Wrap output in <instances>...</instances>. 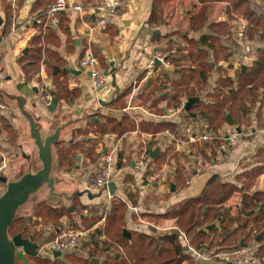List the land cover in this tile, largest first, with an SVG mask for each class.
I'll list each match as a JSON object with an SVG mask.
<instances>
[{"label": "crops", "instance_id": "crops-1", "mask_svg": "<svg viewBox=\"0 0 264 264\" xmlns=\"http://www.w3.org/2000/svg\"><path fill=\"white\" fill-rule=\"evenodd\" d=\"M54 1L56 0H0V16L3 21L0 27V99L9 107L8 110L0 111V173L6 175L9 181H14L43 167L38 147L31 135V124L21 109L22 103L15 97L24 101L23 108L38 124L43 139L62 127L59 142L52 148L54 166L51 176L55 180V196L53 197L50 188L44 185L20 207L17 214L28 226L33 225L35 221L42 222L37 223L40 227L46 223V236L35 243L40 245L53 231L59 229L56 224H51L52 220L47 218L45 222L46 218L44 219L46 213L54 211L51 219L56 220L57 214H62L57 218L60 225H72L71 220L74 217L81 227L88 226L86 229L84 227L83 231L87 233L79 246L57 259L66 260L68 257L77 256L76 261L79 264L89 258L93 264H105L106 260H109V263L118 261L115 258L116 253L120 255L124 247L115 241L109 249L104 245V230L113 199H120L128 207L125 230L146 235L156 233L163 237L174 233L179 227L176 219L158 216L166 214L185 200L199 197L214 176L240 188L224 205L229 215L234 218L247 217L248 211L243 210V195L264 193V172L258 176L253 174L254 168L264 170V93L261 92L257 101L247 102L249 112L244 114L242 128L249 129L252 135L242 137L241 142L227 152H219L216 143L210 142L192 144L188 148L189 152L184 154L167 137L166 133L175 137L182 135L190 120L200 122L201 117L195 111L191 110L194 117L187 113L163 119L181 103H187L190 99L188 92L197 93L194 98L205 105L213 103L208 94L217 88L219 75L223 70H227L231 78L235 76L238 69L234 66L235 58L242 54L239 53L240 48H235L233 44L236 41L237 45H241L244 41H233L225 36L220 38V44L230 50V63L225 59L220 46H217L214 53L213 49L200 41L202 36H217L210 26L227 21V4H214L206 16L207 23L204 27L201 30H192L191 18L201 7V3L196 0H182L189 1L191 5V9L181 11L186 16L183 17L185 29L177 26L175 16L167 14L165 6L162 23L159 24L158 18L157 21L153 19L154 21L150 22L155 0H123L117 17L105 27L98 24L97 7L102 0H69L70 3L79 2L85 9L84 14L80 15L71 9L64 11L59 14L58 24L55 26L47 18L49 6ZM216 5H221L224 13L218 14L215 11L216 7L218 8ZM155 31L160 34L153 39ZM185 36L196 41L198 51L208 52L207 62L214 68L202 90L192 82L186 91L179 90L177 97L173 98V83L181 79V74L176 71L178 67L196 68V51L193 52L192 58L186 57V62H174L172 70L157 69L150 73L147 64L156 50H166L170 47L179 49L178 51L188 56V45L183 38ZM215 43L217 44V41ZM247 46L254 52L251 57L255 60L258 56L257 50L262 48V45L249 43ZM88 48L95 52L99 61L101 60L99 66L104 73L106 70L111 73L116 69L114 75L118 91L112 85L113 80L109 96L93 87L90 76L79 65ZM37 49L41 50L42 59L34 63L35 60L29 57L37 54ZM46 59L58 64L54 67L53 75L49 73ZM114 59L118 61L115 68L111 65ZM11 61H16L18 74L12 73L13 67L10 71L7 69ZM24 65H29L31 72L37 67L39 70L34 74L30 72L29 81L26 80ZM243 66L246 69L250 64ZM70 68L80 71L81 74L74 75ZM62 69L69 73L59 77L65 89L58 95L55 76ZM44 83L48 85V92L55 94L58 99V105L53 112L49 107L45 108L41 100V88ZM20 84L25 87V91L28 88L32 92L25 94L20 91ZM128 89L129 93L123 98L122 104H107L115 98L117 92ZM104 97L106 98L102 99ZM102 102H105V105H102ZM110 119H114L120 126H125V132L121 135L114 132L112 128L115 124L110 123ZM142 123L150 125L145 126L143 130ZM236 123L239 125V120ZM132 124L134 128H131ZM237 125L226 123L218 131L239 127ZM158 126L162 130L154 131ZM108 134L116 135L117 139L127 135L121 147L122 168L118 170L113 181L117 187L123 186L118 188L117 197L111 198L109 193L103 191L100 197L90 199L86 193L89 191L88 182L102 160L107 146L105 137ZM156 150L158 152L154 154ZM142 152L150 154L151 165H155L156 170L159 167H170L165 178L150 183L147 181L148 175L136 171L133 160ZM64 194L68 198L63 196ZM260 209L258 205L256 212ZM259 224L263 225L264 220L259 223L253 221L248 230L251 229L253 235L260 233L255 241L259 238L257 242L261 245L264 230H258ZM222 227L217 223L214 227L201 228L203 237L199 239L198 244L185 246V253L192 258L193 264H222L216 260L197 258L194 254V251H198L202 255H209L214 249L220 248L222 245L219 244V235ZM38 250L40 257H48L41 248Z\"/></svg>", "mask_w": 264, "mask_h": 264}, {"label": "trees", "instance_id": "trees-1", "mask_svg": "<svg viewBox=\"0 0 264 264\" xmlns=\"http://www.w3.org/2000/svg\"><path fill=\"white\" fill-rule=\"evenodd\" d=\"M165 3H167V0L154 1L150 22H152L153 19L157 21L158 18L159 24L162 23L163 4ZM199 3H201V9L191 18L190 27L192 30H201L204 27L207 23L206 16L209 15L214 4H227V21L215 23L210 26L212 32L216 33L217 36H202L200 39L204 45L213 49L214 53L217 46H220L224 51L227 62L230 63L231 61L229 58L230 50L220 44V38L224 36L225 38L233 37L230 22L236 19L237 15L246 20L248 24L245 31L244 43L262 45V48L257 50L258 56L253 63L246 69L242 67L236 69L233 78L228 75L227 70H223L222 74L219 75L217 88L208 94V97H210L213 103L205 105L201 101H198L191 109L201 117V121L207 122L216 132L226 123L233 126L237 125V120L240 122L237 126L242 128L243 125L241 121L245 119L244 114H248L249 112L247 102L257 101L261 92L264 93V9L262 6L252 3L249 0H199ZM51 28H53V26ZM183 38L188 45V56L178 51L179 49H175L176 54L173 55L171 61L173 63H183L186 57L192 58L194 55L193 52L196 51L197 58L194 63L197 64V67L194 69L190 66L178 67L176 72L181 74V79H177L173 83V98L177 97L179 90L186 91L188 85L192 82L202 90L206 86L210 77V72L214 68L211 63L207 62L208 52L206 50L198 51L196 41L188 39V36ZM216 41L217 44L215 43ZM233 45L235 48L238 47L237 43ZM171 49L174 48L170 47V49L166 50ZM36 52L37 54H33L30 57L28 56L30 59L35 60L34 63L40 62L42 59L41 50L37 49ZM45 61L49 64L50 69L48 70L50 75H53L55 71L54 67L58 64L52 63L48 59ZM31 62L33 63V61ZM29 65H24L23 67L26 80L28 81L30 80L29 76H31L30 72L32 70L28 68ZM229 68H232V66H229ZM34 70L35 72L39 71L38 67L37 69L34 68ZM67 73H69V71L62 69L57 76H55L58 95L65 89V87L62 86V82L59 81V77H64ZM128 93L129 89L117 92L115 98L107 104L109 106L116 105L117 103L122 104L123 98ZM187 95L188 98L197 97V93H193V91L188 92ZM109 122L115 124L112 128L114 132L120 135L125 132L126 127L123 125L120 126L119 123L114 122V119H110ZM148 125L142 123V129L144 130L145 126ZM131 126V128H134L133 124ZM164 128L165 127H163V129ZM153 130L159 132L162 128L158 126ZM161 162L163 163V161ZM263 172L264 170H260L257 167L256 169L254 168L253 174L258 176ZM239 189L237 185L222 181L218 176H214L208 182L199 197L183 201L170 209L166 214L159 215L158 218L176 219L179 229L186 234L189 244L192 246L198 244L197 242L199 239L203 237L201 228L206 226L214 227L217 223L223 226L219 235L221 239L219 244L222 246L214 249V251L238 248L242 241H244V244L255 242L256 237L260 233L253 235L251 234V229H248L253 221L259 223L264 220V193H255L253 196L245 193V195H243V210L246 212L248 211V215L247 217L238 216L234 218L229 215L224 205L235 193L239 192ZM258 205H260L261 209L259 212H256ZM127 209V205L120 199L115 198L112 200L111 209L108 212L107 226L104 230L106 235L104 245L109 249L112 242L115 241L119 243L122 248L124 247V251L120 255L116 253L115 258L116 260L118 259V261L109 263V260H106L105 264H183L184 262L193 264L192 258L185 253L186 245L177 230L163 237L158 236L156 233L146 235L132 231L130 232L131 238H126L124 236V228ZM52 212L54 211H50L44 215V219L46 218L45 222L47 218L52 217ZM61 216L62 214H57L56 221H58L57 218ZM19 222H22V219L15 221L11 227L13 228V226ZM57 226L60 228L63 224ZM23 227L22 229L24 230ZM258 230H264V224H259ZM18 233L24 235L23 231L17 232L15 235ZM15 235L13 234V236ZM24 237L30 239L32 242H37V240L30 235L27 237L24 235ZM260 242L261 245L257 256L261 260V264H264V237ZM46 255H48L47 258H42L40 256L27 257V262L28 264H70L62 259H54L47 253ZM69 258L70 257L67 259ZM81 262L82 264H93L90 258L86 259L84 262L82 260ZM19 263L25 264L23 261L17 260L16 264Z\"/></svg>", "mask_w": 264, "mask_h": 264}, {"label": "built area", "instance_id": "built-area-1", "mask_svg": "<svg viewBox=\"0 0 264 264\" xmlns=\"http://www.w3.org/2000/svg\"><path fill=\"white\" fill-rule=\"evenodd\" d=\"M123 0H102L100 5L97 7L99 14L98 24L100 27L107 26L114 18L117 17L118 8L122 5ZM257 5L264 4V0H249ZM71 9L72 11L83 15L85 9L79 2L70 3L69 0H56L47 11V18L52 25L58 24V16L60 13ZM247 22L244 20L238 23V28L235 33V39L238 42H243L245 39V31L247 28ZM176 54L175 49L171 50H157L154 52L151 59L147 64V69L151 72L159 69L161 70H172L173 62L171 58ZM115 65L118 63L116 59L113 60ZM254 61L253 57L244 54L243 56H237L235 58L234 66L236 68L242 67L243 65H249ZM159 62L160 64L158 65ZM100 61L95 52L88 48L84 52L83 56L79 61L80 68L85 73H90V79L95 89H101L104 95L109 96L110 87L112 83L111 74H105L99 66ZM41 100L48 108L52 102V96L48 93V85L44 83L41 88ZM186 102L181 103L174 110H171L168 115L163 119H169L172 117H178L179 115H186L185 110ZM8 104L0 99V111L8 110ZM240 130V131H239ZM167 137L175 144L177 149L184 154L189 152L188 148L192 144L197 143H210L214 142L217 145L219 152H227L230 148L237 146L242 137L252 135L249 129L231 127L226 131H214L210 125L205 121L190 120L185 127L182 135L173 136L171 133H166ZM127 138V135H123L117 139L116 135L108 134L105 137L107 146L105 153L102 156V160L98 165L96 171L92 174L89 182L88 189L91 193L99 194L103 191H108L109 183L114 181L115 175L118 172L119 153L121 152L122 142ZM152 158L149 153L142 152L139 156L135 157L134 168L143 175L147 176V181L150 183L157 182L159 179H163L167 176L170 171V167H162L154 169L151 165ZM123 185H118V188ZM121 189V188H120ZM116 191V193H117ZM110 196V195H109ZM118 195H116L117 197ZM111 197V196H110ZM114 198V197H111ZM134 210H136L134 208ZM184 243L189 245V241L186 234L177 229ZM83 230L77 229L71 224L64 223L58 230L53 231L52 235L46 240L42 241L39 245L42 252L49 254L54 258L55 252H63L65 250H74L83 241L85 236ZM260 248V243L257 241L244 247H238L234 249H223L219 251H213L209 255H202L198 251H194L197 258L204 260H216L222 264H261V260L257 256Z\"/></svg>", "mask_w": 264, "mask_h": 264}, {"label": "water", "instance_id": "water-1", "mask_svg": "<svg viewBox=\"0 0 264 264\" xmlns=\"http://www.w3.org/2000/svg\"><path fill=\"white\" fill-rule=\"evenodd\" d=\"M2 23L3 21L0 16V27ZM159 34V31H155L153 33V39L156 37V35ZM157 63L158 65L160 64L159 62ZM111 65L115 68L114 62H112ZM242 68L245 69V66H243ZM114 70L116 69H113L111 73L106 70L105 74H111V76L113 77L112 85L113 87H115L116 91H118L119 87L116 84ZM70 71L77 76L81 74L80 71H76L74 68H70ZM87 74L91 76L90 73ZM100 90L101 89H98V91ZM51 96L52 102L49 106V110L53 112L58 105V99L55 94H51ZM15 98L22 103L21 109L31 124V135L38 147L39 158L43 164V167L41 170L35 173H27L20 179L14 181H9L7 177L3 176L0 173V183L7 185V190L0 197V264H16L17 260H21L25 264H28L27 257H38L40 255V251L38 250V243L32 242L30 239L25 238L21 233L10 237L9 230L12 224L19 219L17 214L20 207L27 203L31 199V197L36 194L44 185H47L50 188V194L53 197L55 196V180L51 176L54 166L52 148L53 146L58 144L60 132L62 130V127H60L55 131L54 134L48 135L47 137H45V139H43L38 124L33 119V117L25 112L23 108L24 101L20 97ZM197 101V98L192 97L186 103L185 110L190 116L194 117V115L191 114V109ZM101 104L105 105V102H102ZM157 152L158 150H156L154 154H156ZM122 160L123 153L120 152L118 162L119 170L122 168ZM108 191L111 197L116 196L117 186L115 182L109 183ZM86 193L88 194V197L90 199L101 196V193H99L98 195H92L89 191H86ZM63 196L68 198L66 194H64ZM124 236L128 239L131 238V234L127 230H124ZM257 241H259V238L257 239ZM240 246L244 247L247 245L241 243ZM186 250H188V248H186ZM61 256L62 252L54 253L55 258H60Z\"/></svg>", "mask_w": 264, "mask_h": 264}, {"label": "rangeland", "instance_id": "rangeland-1", "mask_svg": "<svg viewBox=\"0 0 264 264\" xmlns=\"http://www.w3.org/2000/svg\"><path fill=\"white\" fill-rule=\"evenodd\" d=\"M196 1H198L199 2V0H196ZM183 3H184V5H183ZM218 4H221V3H218ZM165 6V8H167V10H166V13L167 14H169V15H171V14H173V16H175V20H176V23H177V26H179V27H181V29H185V28H183V26L185 25L184 23H185V19H183V17H186L185 16V13H183L184 12V9H191V5L189 4V1H182V0H167V3H165V4H163V7ZM216 6H218V8L216 7V10L215 11H217V13L218 14H220L223 10H222V6L221 5H216ZM260 6H262L263 7V9H264V4H261ZM200 9H201V7H200ZM181 11H183V12H181ZM199 11V10H198ZM197 11V12H198ZM197 12H195V13H197ZM222 13H224V12H222ZM217 14V15H218ZM195 15V14H194ZM237 15V14H236ZM237 17H238V15H237ZM236 17V19H234V20H232L231 21V23H230V25H231V29H232V32H233V37H231V38H229V39H231V40H233V41H235V38H234V33H236V28H238V23H240V21L241 20H244V19H242L241 18V16L240 17H238L237 18ZM162 18H163V16H162ZM213 19H215V18H213ZM245 22H247L246 20H244ZM235 43H237L236 41H235ZM238 44V43H237ZM247 44H249V43H243V44H239V45H237L238 46V48H240V52L239 53H241L242 55L241 56H243L244 54H246V55H248V56H251V54H253L252 52H251V48L250 47H248L247 46ZM242 46V47H241ZM256 54H258V53H256ZM240 56V57H241ZM256 59V58H255ZM101 61V60H100ZM12 62V63H11ZM10 63L13 65H11V64H8L9 66H7V69L10 71V69H12V67H13V69H12V73L13 74H18L19 73V69H17V64H16V61H11ZM14 62V63H13ZM251 65V64H250ZM35 73V70L34 71H32L31 72V74H34ZM18 81H20V79L18 78ZM41 85V84H40ZM22 86V84H20V86H19V90L20 91H24L25 92V94L27 93V94H29L30 92H32V90H30V89H28L27 88V90L25 91V87H21ZM21 93V92H20ZM112 94V93H111ZM106 97H104V98H102V99H105ZM243 123V120L241 121V124ZM34 154L36 153V152H33ZM152 167L155 169V165H152ZM6 170V169H5ZM6 176V175H5ZM4 191H6V185H0V197L3 195V192ZM24 220V219H23ZM49 220H52L51 221V224H56V225H58L59 224V222H57L54 218L53 219H51V217H49ZM72 226H74L75 228H77V229H80V230H84V227H81L80 225H78L77 224V221L75 220V218L73 217L72 218ZM40 223H42V222H39V221H35V223H33V225H30V226H28L27 225V223L25 222V221H22V222H19V223H17V224H15L14 226H13V228L11 227L10 228V230H9V235H10V237H13V234L15 235V233H17V232H21V231H23L24 232V235L27 237V236H29V235H32V236H35V239L36 240H40L43 236L45 237L46 236V228H45V225H46V223H44V226H42V227H40L38 224ZM24 226V227H23ZM22 227L24 228V230L22 229ZM86 228H88V226H86L85 227V229ZM38 229H40V230H38ZM38 232V233H37ZM34 233H36V234H34ZM85 233H87V231L85 232ZM18 234H20V233H18ZM22 234V233H21ZM17 235V234H16ZM23 235V234H22ZM23 235V236H24ZM39 249H40V247H39ZM71 250H65L64 252H63V255H66V254H68L69 252H70ZM76 259H77V256H72V257H70L69 259H66L65 261H67L68 263H70V264H79L77 261H76ZM30 260V259H29ZM82 263V262H81ZM19 264H21V263H19Z\"/></svg>", "mask_w": 264, "mask_h": 264}]
</instances>
